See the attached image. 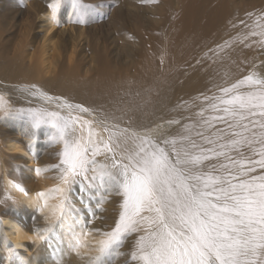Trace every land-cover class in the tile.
<instances>
[{"label": "snow or ice", "instance_id": "obj_1", "mask_svg": "<svg viewBox=\"0 0 264 264\" xmlns=\"http://www.w3.org/2000/svg\"><path fill=\"white\" fill-rule=\"evenodd\" d=\"M71 4L87 9L79 0ZM50 7L55 12L60 0ZM218 93L203 95L205 106L198 119L187 118L191 124L182 115L166 121L182 131L162 141L118 126L116 132L105 128L108 139L98 141L59 112L21 109L32 128L51 124L58 135L50 139L63 142L54 166L67 186L57 189L61 225L75 211L69 198L74 186L82 204L91 200L88 193H101L98 207L113 190L122 199L115 227L99 241L98 264H111L130 235L137 237L134 264H264V74L220 85ZM100 156L107 163L98 166ZM86 234L73 232V250Z\"/></svg>", "mask_w": 264, "mask_h": 264}, {"label": "rangeland", "instance_id": "obj_2", "mask_svg": "<svg viewBox=\"0 0 264 264\" xmlns=\"http://www.w3.org/2000/svg\"><path fill=\"white\" fill-rule=\"evenodd\" d=\"M179 1L144 0L141 6L143 16L150 22L153 19L150 6L154 9L161 3L165 19L168 17L167 7L172 6L175 10ZM56 2L0 0V44L11 45V49L15 45L19 50L25 48L27 53L30 52L25 58L28 63L32 55H37L33 59L36 68L33 65L32 69L26 68L18 78L11 77L14 72L11 69V72H4L2 79L4 84L18 88L9 89L15 98H8L0 104V264H98L99 241L119 219L122 199L114 190L98 207L101 193H88L91 200L85 198L82 204L79 187L74 186L69 198L75 211L64 220L63 225L59 223L62 194L57 189L67 186L54 166L60 163L64 145L58 138L50 139L58 135L51 124L32 128L29 117L21 114V109L25 112L28 109L56 111L64 117L63 111L36 106L38 100L36 94H32V86L40 88L41 84L49 88L50 78L53 77L39 73V66L42 70L40 59L43 58L44 64L48 65V59L52 64L71 53L82 62L83 76L85 69H90L89 76L96 67L92 60L96 47L123 41L120 39L123 34L121 26L132 30L129 23L132 6L123 0H79L87 6L84 10L73 8L71 0H60V7L54 12L50 5ZM223 6L222 30L219 28L220 31L214 30V33L220 37L224 35V47L221 48L223 42L219 38L218 44H210L204 49L207 53L212 50L207 66L212 67L221 57L229 58L233 63L238 60L240 65L247 58L250 62L261 59L263 68L254 73L260 71L258 75L264 74V0H223ZM120 11L123 18L119 16ZM112 54L117 57V52ZM196 57L187 72L197 70L200 57ZM207 66L198 70L197 76ZM3 67L0 62V70ZM248 68L239 67L227 73L220 85L230 86L242 75L251 74ZM213 94H219L217 85L205 95ZM97 160L98 166L107 163L103 156L97 157ZM255 174L262 173L257 170ZM41 192L45 195L40 196ZM81 231L87 233L82 237V246L73 250L70 246L73 232L79 234ZM134 237L130 235L124 241H132ZM121 246L113 252L111 264H134L129 259L123 262L115 258L116 254L123 252Z\"/></svg>", "mask_w": 264, "mask_h": 264}, {"label": "bare ground", "instance_id": "obj_3", "mask_svg": "<svg viewBox=\"0 0 264 264\" xmlns=\"http://www.w3.org/2000/svg\"><path fill=\"white\" fill-rule=\"evenodd\" d=\"M123 1L132 6L129 17L132 30L121 26L123 34L120 39L123 41H113L111 46L96 45L98 47L92 59L96 67L93 66L89 76L90 69H85L83 76L82 62L71 53L52 64L48 59V65L41 58L39 64H42L43 71L37 64L39 73L53 77L50 78L49 88L41 84L40 88H35L36 106L63 111L65 120L71 118L78 121L75 127H83L85 136L91 131L98 141L107 140L109 131L105 128L116 132L118 126L121 131L128 129L139 136H156L155 139L161 141L172 139L174 137L167 133L182 129L175 125L169 128L166 121L181 119V115L186 124L193 122L187 119L190 115L198 119L195 114L205 106L203 95L211 93L215 85L218 87L224 83V75L239 67H249L251 74L263 68L261 59L250 62L247 58L240 65L238 60L233 63L224 57L212 67L207 66L212 50L207 53L204 49L210 44H218L219 38L224 41V35L220 37L214 33L224 23L223 0H180L175 10L172 6L167 7L168 17L165 19L161 3H158L154 9L150 6L153 17L150 22L141 9L144 0ZM119 16L122 17V11ZM10 47L0 44V62L4 65L0 70V104L8 98H15L9 89L18 88L3 83L4 72L13 69L11 77L18 78L26 68L32 69V65L36 68L33 59L37 55H32L28 63L25 58L30 52L27 53L25 48L19 50L16 45L12 49ZM115 52L117 57L112 54ZM196 55L200 57L197 70L187 72L197 59ZM206 66L197 76V71ZM78 106L87 111H81ZM124 111L127 115L123 114ZM160 146L163 147V143ZM136 239L135 236L132 241H123L120 247L123 252L115 255L118 261H132L130 254L135 250Z\"/></svg>", "mask_w": 264, "mask_h": 264}]
</instances>
